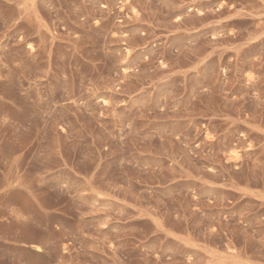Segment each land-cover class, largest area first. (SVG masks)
Returning <instances> with one entry per match:
<instances>
[{
	"label": "rangeland",
	"instance_id": "obj_1",
	"mask_svg": "<svg viewBox=\"0 0 264 264\" xmlns=\"http://www.w3.org/2000/svg\"><path fill=\"white\" fill-rule=\"evenodd\" d=\"M0 264H264V0H0Z\"/></svg>",
	"mask_w": 264,
	"mask_h": 264
}]
</instances>
